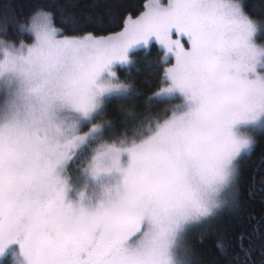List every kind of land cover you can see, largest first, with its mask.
Listing matches in <instances>:
<instances>
[{
  "label": "snow or ice",
  "instance_id": "1",
  "mask_svg": "<svg viewBox=\"0 0 264 264\" xmlns=\"http://www.w3.org/2000/svg\"><path fill=\"white\" fill-rule=\"evenodd\" d=\"M0 264H264V0H0Z\"/></svg>",
  "mask_w": 264,
  "mask_h": 264
},
{
  "label": "trees",
  "instance_id": "2",
  "mask_svg": "<svg viewBox=\"0 0 264 264\" xmlns=\"http://www.w3.org/2000/svg\"><path fill=\"white\" fill-rule=\"evenodd\" d=\"M46 2V0H45ZM66 3H74V2H83V0H64ZM160 55L158 48L153 46L149 52L138 51L135 53V59L131 65H129L126 69L121 68L120 75L122 78L128 80L133 86V95L135 96V106L137 108H147L151 103H157L158 101H149L148 97L154 90V82H155V73L154 68L156 64L154 63L157 57ZM117 131V135H118ZM76 182V179H74ZM82 181L79 179L78 182ZM84 182V181H82ZM106 184L102 182V185ZM98 190H100L101 183H97L96 185ZM94 205V204H93ZM250 212L259 217L260 208L258 205H254L250 207ZM219 237L214 236H206L203 244L200 246L201 253L206 258H211L215 252V241Z\"/></svg>",
  "mask_w": 264,
  "mask_h": 264
},
{
  "label": "rangeland",
  "instance_id": "3",
  "mask_svg": "<svg viewBox=\"0 0 264 264\" xmlns=\"http://www.w3.org/2000/svg\"><path fill=\"white\" fill-rule=\"evenodd\" d=\"M124 161L126 162V157L124 158ZM111 179H112L111 177H102L96 181H87V182L84 181L82 178H81V180L84 182H82V181L78 182L79 179H76V182H75V180H73L72 183L74 185V189H70L68 191L66 198L68 200H72L73 202H75V200L77 199V195H76L77 191L81 188H84L85 183H87V188L85 189V191H86V194L91 197V200L90 201L86 200L84 203H85V206L93 205L95 203L96 197L99 195V191H100V190H98V187L96 186L97 183H99V185L101 183V185H102V182L103 183H109L111 181Z\"/></svg>",
  "mask_w": 264,
  "mask_h": 264
}]
</instances>
